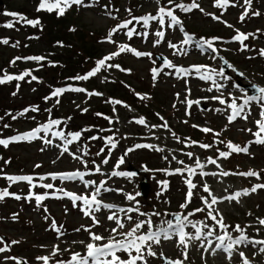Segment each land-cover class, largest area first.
<instances>
[{
    "label": "rangeland",
    "instance_id": "rangeland-1",
    "mask_svg": "<svg viewBox=\"0 0 264 264\" xmlns=\"http://www.w3.org/2000/svg\"><path fill=\"white\" fill-rule=\"evenodd\" d=\"M1 1L0 72L4 64H49L52 68L58 64L62 74L58 73L60 78L57 85L42 84L37 88L22 80L13 87L0 88L1 112L9 108L13 112L12 117L16 116V119L2 117L5 118V124L1 122V126H4L0 131L4 132H0V137L8 133L30 132L35 119L31 116L26 119V113L21 115L22 109L19 108L23 104L36 103L35 100L39 101L43 95L56 100V106L62 112L56 117L63 116L66 125L73 126L62 128L68 133L81 132L80 138L86 140L80 144H76V141L64 145L61 138L52 135L56 131L51 129L47 133L43 132V136L33 145L23 143L12 152L0 151V191L7 190L21 197L16 199L9 195L0 200V238H3L0 248L8 246L7 250L0 252V264H20L19 260L24 264H44L38 257H48V264L67 262L73 253L86 255V245L90 242L99 245L108 243L112 237L124 239L121 233L129 232L137 221H145L149 216L153 232L166 228V223L162 222L175 221L174 214L188 216L194 209L205 207L200 199L208 197V193L203 190L205 184L216 197L241 193L238 200H221L213 205L222 214L225 225L229 226L227 231L233 238L240 235L234 231L235 226L240 225L249 240L264 241V225L259 222L264 219V188L250 191L254 186L264 184V143L255 142L258 137L254 135L260 131L256 122L264 120L261 116L264 102L251 101L233 121L228 120L232 112L229 105L234 98L240 105L249 95L259 96L257 88H264V55L260 54L264 50V0H250V3L228 0L224 6L217 5L216 0H195L199 8L188 12L175 8V5L191 4L193 0H173V4H168V0H82V3L68 7L63 15H58L57 10L38 11L40 0ZM160 7L173 8L181 24L169 26L167 16L163 25L158 19L149 20L147 25L142 20L133 19L157 16ZM6 13H18L38 23L30 25L19 16L13 17ZM126 21L132 22L126 28H117ZM10 22L13 27H6ZM113 29L117 30L112 32ZM129 29L133 30L131 37L127 35ZM159 31L164 33L163 38L157 36ZM110 32L113 42L107 39ZM185 33L196 41L201 38L211 40L215 51L206 46L202 50L194 43L183 44ZM239 33L245 34L247 38L233 39ZM5 40L8 42L4 43ZM120 45L151 55L136 56L131 51L121 52L106 61V64L119 65V68L102 67L87 80L74 79L87 74L88 70L84 67L91 66V70L96 68L97 61L117 52ZM34 56L44 59H24ZM159 56L166 58L174 67L160 62ZM17 57L21 59L17 60ZM222 58L230 64L227 72L222 68ZM154 68L157 69L155 79L152 72ZM177 68L188 69V72H177ZM221 71L223 75H218ZM205 76L211 78L205 79ZM57 88H82L86 91L67 90L54 97L50 92ZM112 90L118 96H128L130 102L110 96ZM214 97H220L226 103ZM187 101L194 103L189 106ZM106 110H110V113L105 115L103 111ZM54 111L53 106L48 110L50 114ZM103 115L104 124L99 126L102 122L100 116ZM139 118H143L145 124L138 123ZM165 122L168 127H161ZM204 128L212 131L204 132ZM108 137H113L115 148L108 144ZM260 137H264V132H260ZM46 140L52 143H46ZM229 141L241 148L247 147V152L234 151L227 158L219 157L218 150L229 151L226 147ZM137 144L153 145L163 151L134 148ZM201 144L211 147L205 149L200 147ZM64 147L68 148L67 152L63 151ZM129 148L134 150L128 152ZM187 153H192V157L189 158ZM73 154L81 159H75ZM121 157L124 163L118 165ZM196 158L204 165L203 172L217 175H200L199 168L196 169V175L191 177L187 172L168 175L160 171L195 166ZM209 158L216 160V164L208 163ZM106 159L108 162L104 163ZM131 165L144 169V173L132 177L112 175L113 171L128 173L127 168ZM96 166H99L100 172H95ZM76 170L89 173L85 175V181H95L96 185L101 181L106 182L105 187L109 191H102L97 197L102 203L116 205L117 209L139 207L140 213L148 215L136 212L125 214L117 209L103 207L91 216L85 215L82 202L77 201V206H74L64 193L88 196L95 185L86 188L84 181L79 178L62 179L57 176L54 179L50 175ZM249 171L259 176L239 175ZM221 172L229 174L225 176ZM7 176H31L33 179L31 183H13ZM143 176L147 177L150 185L146 196L140 193ZM189 178L196 188L192 190L191 202L182 208L188 192L185 180ZM162 181H167L166 189L160 183ZM46 184H52L53 188L43 187ZM246 189L249 190L247 195L243 194ZM129 193L140 195L136 196L135 201H129L126 199ZM43 194L47 196L38 204L35 195ZM112 212H116L124 224L115 233L111 230L117 228V224L107 218ZM154 212L160 215H152ZM127 216L132 219H127ZM93 217L99 223H94ZM188 219L193 222L204 221L209 227L197 225L203 233L199 240L186 237V259L184 245L180 244L179 236L174 235L169 240L162 238L159 244L149 242L155 256L148 255L147 246H142L144 260H138L136 264H163L162 256L180 260L184 264H243L241 252L250 264H264V252L260 251V244L253 245L246 241L235 245L231 257L222 250H216L215 245L219 243L216 237L223 235L224 231L207 217V209L188 216ZM53 220L63 235L53 230ZM148 230L145 225L136 235L147 233ZM209 230L213 231L212 236L206 235ZM89 231L104 239L92 241ZM184 231L190 236L196 232L191 225L185 227ZM56 246L59 250L56 255H52ZM132 254L136 255L135 251ZM117 255L121 260L129 258L127 252H117Z\"/></svg>",
    "mask_w": 264,
    "mask_h": 264
},
{
    "label": "snow or ice",
    "instance_id": "snow-or-ice-1",
    "mask_svg": "<svg viewBox=\"0 0 264 264\" xmlns=\"http://www.w3.org/2000/svg\"><path fill=\"white\" fill-rule=\"evenodd\" d=\"M246 3H250V0H245ZM82 3V0H40L39 6L37 8L38 11L40 10H47L49 12H52L53 10H57V14L58 15H63L65 13V10L70 7L72 4H80ZM217 5L220 6H224L228 4V0H216ZM168 4H173V0H168ZM175 8H179L182 11L188 12L191 11L193 8H199V5L195 2V0H193V2L191 4H183V3H179L175 5ZM254 14H258V13H254ZM6 15L9 16H13V17H20L21 20H24L27 24L30 25H35L38 23V21H34V20H27L26 18L20 16V14L18 13H6ZM165 16H167L169 18V26H173V25H180L181 22L178 19V17L176 15H174V9L173 8H165V7H160L158 9V14L157 16H146V17H141V18H136L133 17L134 20H142L144 22L145 25H147L149 20H159V23L161 25H163L165 23ZM216 19H219L218 17H216ZM241 19H243V15L241 16ZM132 21H126L124 24L118 25L117 28H126L128 26V24H130ZM6 27H13V24L10 22L6 25ZM117 29H113L112 32H115ZM181 31H183V28L181 27ZM112 32L109 33V36L107 37L109 42H113L111 40V36H112ZM158 37L163 38L164 33L162 31H159L156 33ZM127 35L129 37H131L133 35V30L129 29ZM185 40L183 41V44H192L194 43L196 47L201 48L202 50L205 49V46L207 47V49H212L213 51H215L213 49V45H212V41L211 40H205L203 38H201L199 41L194 40V38L185 33ZM246 35L243 33H239L237 36L233 37V39L236 40H243L246 39ZM213 39H218V38H213ZM8 41L5 40L4 43H7ZM157 43H159V40L157 41ZM171 47H176L175 45H171ZM125 51H131L133 52L136 56H144V55H151L150 53H142L139 51H136L135 49H130L127 45H120L119 46V50L117 52L111 53L109 56L97 61V67L94 68L93 70H91L90 72H88L86 75L84 76H77L74 79L77 80H87L90 77L96 75L97 72L100 71V69L102 67H116L119 68V65H113V64H106L107 60H111L113 57L118 56L121 52H125ZM261 55H264V50H261ZM16 59H21L20 57H17ZM24 59H30V60H43L44 57H26ZM12 63H15V61H13ZM165 65L168 67H174V65L171 64L170 61L165 60ZM199 69H197L198 71ZM153 78L155 79V76L157 74V69H153ZM177 72H183V73H187L188 69H183V68H177ZM30 73L28 71H25L23 74L19 75V76H12V75H7L5 74L3 77H0V83H5L8 80H12V79H17V80H23L25 76L29 75ZM218 75H223V72L221 71L220 73H217ZM243 75V74H241ZM205 79H210V76H205ZM33 80L37 79L35 76L32 77ZM221 87V86H218ZM238 87V86H237ZM254 88H256L255 85H253ZM67 90H73V91H80V92H84L86 91L85 89L82 88H74V89H65V88H57L55 89L51 95L54 97H58L59 95H61L64 91ZM257 92L260 93L259 96L257 95H249L247 96V98L244 100L243 104L237 105L235 98L232 100L231 104L229 105V107L232 109L231 114L228 116V120L229 122L233 121L238 115H240L241 112L244 111L245 105H247L249 102L251 101H261L264 102V88H257ZM89 95H99V93H90ZM47 99V97H46ZM213 99H217L220 100L221 103H226L225 100L221 99L220 97H214ZM59 102V101H57ZM113 103L119 104L121 103L120 101H112ZM187 103L189 104V106L194 103L193 101H187ZM195 103H198V101H196ZM33 111L37 110L36 108H32ZM29 111V109H24V112ZM84 111H87V109H85ZM23 113H21L22 115ZM97 115H101L99 113H97ZM261 116L264 117V111L261 112ZM13 119H16V116L12 117ZM246 118V117H244ZM111 122V121H110ZM138 123L140 124H145V120L143 118H139ZM260 131H258L257 133H255L254 135H256L258 138L255 142L257 143H264V137H260V132H264V120H260L256 122ZM60 124L59 120H50L47 124L41 125L33 130H31L28 133H23V134H19L7 139H0V145H4L5 147H7V145L11 142H15V141H20V140H31L33 138H37L38 134L41 131H44L45 133L49 132L51 130L52 125H58ZM5 127H7V125H5ZM156 127V126H153ZM161 127L167 128V123L165 122L163 125H161ZM204 132H211L212 129H208V128H204L202 129ZM86 131V130H85ZM251 131V130H249ZM53 136L55 137H59L64 141V145H70L75 141H78L81 137V132H72V133H68V136L71 137V139H68L67 136H65V134L62 131H56L52 133ZM174 135V134H173ZM218 135V134H217ZM97 137H90V139H96ZM177 140H179V138H176ZM108 144L111 145L112 148L116 147V143L113 140V137H108L107 138ZM46 143L51 144L52 141L51 140H46ZM196 143V142H193ZM155 148V150L157 151H163V149L155 147L153 145H148V144H137L134 146V148ZM200 147L202 148H209L211 147V145L208 144H201ZM226 147L229 149V151H219V157H223V158H227L232 152H247V147H243L241 148L238 145H234L231 141H229L226 145ZM133 148H129L127 151L131 152L133 151ZM64 152L68 151L67 147H64L63 149ZM103 151V149L101 150ZM85 155H87V152H85ZM186 155L189 156V158L192 157V153H187ZM73 157L75 159H81V157L76 156L75 154H73ZM165 159H167V157H165ZM173 159H175V157H173ZM107 159L104 161V163H107ZM85 164L87 163L86 161L84 162ZM124 163V158L121 157V159L117 162V164H123ZM179 163L183 164V161H179ZM208 163H212V164H216V160L209 158ZM218 166V165H217ZM37 167H39V165H37ZM204 165L200 162L199 158H196L195 161V166H185L184 168H177L174 170H167V169H163L160 171H164L166 174L168 175H172V174H183L184 172L188 173V176L191 177L193 175H196V169L199 168L201 169L200 175H217V173H205L202 171ZM219 167V166H218ZM95 172H100V168L99 166L95 167ZM89 173L87 172H81L80 170H76L74 172H69V173H59V174H50L52 175V177L55 179L57 176L61 177L62 179H73V178H79L80 180L84 181L85 187L87 188L90 185H95L94 190L92 191L91 195H77L76 193H64L65 196L69 197L74 206L76 205L77 201H81L82 202V211L84 212L85 215H89L91 216L93 214L94 211H99L101 207L103 208H107V209H117L116 205H112V204H104L102 203L101 200H99L97 197L101 194L102 191H109V189H107L105 187V183L104 181H101L98 185H96L95 181H85L84 177L85 175H87ZM221 175H228L229 173L227 172H221ZM112 175H120V176H128V177H132L135 176L136 173H126V172H115L113 171ZM239 175H246V176H259L258 173L253 172V171H249L247 173H239ZM10 182H16V181H28L31 183L32 181V177L31 176H7L6 177ZM164 189L167 188V181H162L160 182ZM185 183L188 186V192L186 195V202L185 204H182L181 207L182 208H186L188 206V204L191 202L192 196H193V189L196 188V184H194L192 182V180L186 179ZM43 187L45 188H53L52 184H46L43 185ZM257 188H264V184H259L254 186L250 191H256ZM203 190L208 193V197H211V199L209 200L208 197H201L200 199L203 201L204 206L203 208H197L194 209V211L192 213H188V216H192L197 212H203L205 211V209H207V217L210 218L211 220L215 221L216 225L219 226L220 229H222L224 231V234L221 236H217L216 239L219 241V243H217L215 245V249L216 250H222L224 252H226L229 257H231V253L232 250L234 248L235 245H239L241 243L244 242H249L252 243L253 245L256 244H260L262 245V247L260 248L261 252H264V241H255V240H249V237L247 235H245L244 233V229L241 228L240 225H236L234 228V231L239 232L240 235L236 238H233L231 236V234L227 231V228L229 226L225 225L224 221H223V216L222 214L213 208V205H216L217 203H219L221 200H238L239 196L241 195V193H235L233 195L230 196H226V197H216L215 195H213L208 187L207 184L204 185ZM249 192V190H244L243 194L247 195ZM9 195H13L15 196L16 199H20L21 197H19L18 195H15L13 193H9L7 190L4 191H0V200L4 199L6 196ZM30 195H32L30 193ZM140 193H136L135 195L129 193L126 195V199L129 201H135L136 200V196H139ZM47 194H43V195H35V199L37 201V203L39 204L42 200H44L46 198ZM136 203L138 204L139 202L136 201ZM117 211L119 212H124L125 214H127L128 212H136L140 215H148L146 213H140L139 207H134V208H128V209H124V208H118ZM215 212V214H213ZM152 215H160L158 212H154L152 213ZM175 215V221L173 220H167L164 221L162 223H166L167 227L166 228H160L157 231L153 232L151 230L152 227V220L151 217L149 216V218L145 221H137L135 223V226L132 230H130L127 233H121L122 236H124V239H120L117 240L115 237H112L109 239V242L106 244H96L94 242H90L86 245V255H81L80 253H73L71 256V259L67 262L64 261H59L57 262V264H89V259L91 258V264H136V262L138 260L143 261L144 260V255H143V247L142 246H147V251H148V255L151 256H155L156 253L152 251L151 249V243H156L159 244L161 242V239L163 238L164 240H169L172 239L174 235H178L179 236V242L180 244L184 245L185 248V259L187 258V243H186V237H188L189 239H196L199 240L201 238L202 230L201 228L197 227L198 224H202L204 228H208L209 226L204 223V221H197V222H193L191 220L188 219V216H182L181 214H174ZM217 217H220L219 219H217ZM110 221H114L117 224V228H113L111 231L113 233L117 232L118 229H122L124 227V224L121 222V220L119 219V217L116 215V212H112L111 215H109L107 217ZM94 219V223H99V221H96L95 218ZM127 219L131 220L132 217L131 216H127ZM261 225H264V219H261L260 221ZM145 225H147L148 227V231L147 233L141 234V235H136L137 231L142 229L143 227H145ZM188 225H191L192 228H194L196 230L195 235L194 236H190L188 233H186L184 231L185 227H187ZM52 228L53 230L57 231L59 235H63L62 232H60V229L56 226V222L55 220H53L52 222ZM87 230V229H86ZM79 231V229L77 230ZM89 235L92 241H102L104 239V237L97 235L91 231H89ZM207 236H212L213 235V231L209 230L206 233ZM3 238H0V241H2ZM228 241L227 243H225V241ZM12 243H17L16 241H13ZM211 243V242H209ZM7 245H5V247L0 248V252H3L5 250H7ZM58 246L54 247L53 253L52 255H56L57 251H58ZM133 251H135L136 255H133ZM117 252H127L128 253V259L127 260H121L120 256L117 255ZM111 257V259H107V257ZM240 256L243 258V264H250V261H248V259L246 257H244V253H240ZM105 258V259H101V258ZM39 260L44 261V264H48V257H38ZM169 264H182V261L180 260H176V261H169Z\"/></svg>",
    "mask_w": 264,
    "mask_h": 264
},
{
    "label": "trees",
    "instance_id": "trees-1",
    "mask_svg": "<svg viewBox=\"0 0 264 264\" xmlns=\"http://www.w3.org/2000/svg\"><path fill=\"white\" fill-rule=\"evenodd\" d=\"M103 1H105V0H102V2ZM62 19H65V18H62ZM4 65H7L8 67L4 66ZM4 65H3V67H4L3 70L0 72V77H3L5 74L12 75V76H19L20 74H23L25 71H28L30 74L25 76L23 80L27 81V83L29 85H31L33 87H37V88L41 87L42 84L43 85L49 84L50 86L57 85L59 83L58 80L60 78L58 73L60 75L62 74V68H61V70L60 69L58 70V68H59L58 64L54 68L50 67L49 64H4ZM46 67H48L47 68L48 70L43 72V69H45ZM90 68H91V66L90 67L89 66L84 67L85 70H88L86 73L90 72V70H91ZM33 76H35L37 79L33 80L32 79ZM21 81L22 80H17V79L8 80L5 83H0V88L7 87V86L13 87V86H15L16 84H18ZM59 86H57V87H59ZM50 93H52V92H50ZM109 95L112 96V97L113 96H118V95H116L113 92V90H112L111 94H109ZM72 96L75 97L76 95L73 94ZM118 97H121L123 102H130V99L126 95H123V96L119 95ZM44 98H46V97H44L42 95V96H40L39 101L35 100L36 103L23 104L19 108V109H22V110H20L21 113H26L25 114L26 119H28L29 116H31V117H33L35 119L33 121L34 125L32 126L31 129L33 130V129L41 126V125L47 124L50 120H59L60 124L52 125V127H51L52 131L53 130L54 131H62L65 134V136H67V138L70 139V136H68V131L64 130L62 128V126H64V127H73V126L66 125V121L63 118V116L56 117V115L59 112H60V115H62V112H61L60 109L57 108L56 100H54V98L53 99H48L47 98L46 100ZM32 99H34V98H32ZM51 106L55 107V111H54V113L50 114L48 112V110L51 109ZM104 106L107 108L106 105H104ZM32 108H36L37 110L33 111ZM56 108H57V111H56ZM24 109H29V111L24 112ZM18 110H16V111H18ZM98 111L101 112V110H98ZM67 112L69 113V111H67ZM103 113L106 115V113H110V110L103 111ZM12 114H13V112L9 108H7V110L5 112H3V111L1 112V110H0V128H3L2 126H4V124H5V118H2V117H4V116L6 117L7 116L10 119L12 117ZM72 114L73 113H70L69 115H72ZM100 117H101V121L102 122H100L98 125L99 126H103V124H104V122H103L104 115L100 116ZM1 122H4V124L2 126H1ZM31 129H29V130L31 131ZM26 131H23V133H26ZM0 132H4V131H0ZM43 132L44 131H41L38 134L37 138H33L31 140H20V141L11 142V143H9L7 145V147H5L4 145H0V151H2V152H7V151L12 152L16 148H18L19 145H21L23 143H26V145L27 144L28 145H33L35 142L39 141V138L41 136H43V134H42ZM19 133L20 132H18V133H8L7 135L0 137V139H7V138H10V137L16 136ZM45 137H49V135H46ZM85 140L86 139L80 138L77 142L76 141L75 142H76V144H80V143H82Z\"/></svg>",
    "mask_w": 264,
    "mask_h": 264
},
{
    "label": "water",
    "instance_id": "water-1",
    "mask_svg": "<svg viewBox=\"0 0 264 264\" xmlns=\"http://www.w3.org/2000/svg\"><path fill=\"white\" fill-rule=\"evenodd\" d=\"M2 4V1L0 0V5ZM159 61L160 62H163L165 61V58L162 57V56H159ZM222 64H223V70L224 71H228V67L230 64H228V62L222 58ZM255 93V92H253ZM128 172L129 173H136V175H139V174H142L144 173V170L143 169H138V168H135L134 166H129L128 167ZM150 191V185L148 183V179L146 176H143L142 177V180L140 181V193L143 195V196H146V194ZM163 259V264H169V261H176V260H171V259H168L164 256L161 257ZM19 263L20 264H24V262L22 260H19ZM182 264H184L182 262Z\"/></svg>",
    "mask_w": 264,
    "mask_h": 264
}]
</instances>
